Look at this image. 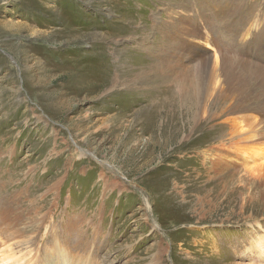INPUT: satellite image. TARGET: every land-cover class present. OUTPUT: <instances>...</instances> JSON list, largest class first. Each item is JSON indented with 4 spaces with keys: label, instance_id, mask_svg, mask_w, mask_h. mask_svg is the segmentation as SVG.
<instances>
[{
    "label": "rangeland",
    "instance_id": "obj_1",
    "mask_svg": "<svg viewBox=\"0 0 264 264\" xmlns=\"http://www.w3.org/2000/svg\"><path fill=\"white\" fill-rule=\"evenodd\" d=\"M194 11L223 45L210 99V66L180 60ZM235 104L264 114V0H0V209L18 225L0 222V264H50L56 242L87 264L247 263L264 190L206 155L232 151L233 123L247 139L221 116Z\"/></svg>",
    "mask_w": 264,
    "mask_h": 264
},
{
    "label": "bare ground",
    "instance_id": "obj_2",
    "mask_svg": "<svg viewBox=\"0 0 264 264\" xmlns=\"http://www.w3.org/2000/svg\"><path fill=\"white\" fill-rule=\"evenodd\" d=\"M185 13H188V11L186 10ZM184 17L185 16H180L181 19H183ZM200 17H201V14L198 13V11L197 12L194 11V16L187 15L186 21L189 24L190 30L188 32L189 35L187 36V38H185L183 40L184 48L187 52L184 55L182 54V56L180 57V60H183L184 57H187L189 54V51H191L195 55L199 64L204 63L205 65L210 66L211 74H210V81L208 84V88L206 90V92H207L205 95V97H206L207 95H210L209 93H211V91H213V88H215V87L219 88V86L221 85L220 84L221 78H222V74H221V61H222L221 53H222V51H221V49H222L223 45L217 38L210 37L209 32L206 31L204 28V25H202L203 22L201 21ZM255 28H256V26H255ZM251 31H252V28L247 30L245 33V36L250 35ZM179 32L182 33L183 30L181 29ZM205 56H207V57L205 58ZM163 59H165V58H163ZM168 70H169V68L162 65L160 72L162 73V75H166V74L171 75V73ZM214 90H215V92L213 91L212 92L213 94L211 93L213 95L212 96L213 98H214L215 93L217 91L216 89H214ZM219 90H220V88H219ZM217 92H219V91H217ZM216 94H218V93H216ZM207 98L210 99L211 95H210V97L209 96L206 97V99ZM235 100H237V99H235ZM232 101H233V99H232ZM240 103H241V101H240ZM242 103H243V101H242ZM221 107H219V108H221ZM210 109H209V112H210ZM222 110H224L221 114V116H223V117H228V116L232 117V115L233 116L238 115L237 117L229 118V119L230 120L233 119V122H235L237 119L240 120V122L242 124L241 132L244 134L245 133L249 134L251 136L249 137V135H248V137H246L247 139H241L240 141L234 142L233 140H235L238 136L239 137L242 136V134H240V131H238V129L233 128V127H235V125H234L235 123H233L231 125L230 131H229L231 137L229 138L230 140L228 139V141H231L232 144H234V146L232 147V151L230 153L229 152L223 153L222 151L217 153L216 152L217 150L215 151L212 149L206 151L207 156L213 157V159L209 160V161H212V162L218 161V162H216L217 164L210 162L213 172L216 175H218V174L220 175L223 172L231 170V168L234 167L233 170L236 172V174L239 175L242 173L243 176L247 179V181L249 183L254 185L256 188H259V189L262 188L264 190V114H262V112H260V110L259 111L255 110L253 105H250V104L246 105V106H243L240 104H237V105L235 104L234 107H229L227 109H222ZM250 111H252L253 113L258 114V115H255L253 113H247ZM209 112L207 111V113H209ZM205 114L206 113H204V115ZM207 115H209V114H207ZM256 117H259V119H256ZM237 123H239V122H237ZM241 124L239 123V125H241ZM75 140H76V138H75ZM250 140H254V141H250ZM251 142H254L255 144L254 143L250 144ZM74 145H75V143H74ZM75 148L81 154L79 157H84L87 154H91L88 151H86L85 149L78 147L77 145H75ZM205 158H208V157L205 156ZM207 161H208V159H207ZM218 163H223L224 168H221L218 165ZM210 164H209V166H210ZM100 176L102 177L103 182L105 183L104 184L105 188L107 190L108 189L111 190V188L115 189L116 187H119L122 191L125 190V188H121L122 183H118L119 182L118 180L106 179L104 172H102V174ZM263 190H261V191H263ZM5 209H6V207H5ZM5 209H4V211H5ZM0 212H1L0 213V222H1V224H4V226L6 225L4 228H2L3 230L1 232V234L5 235L4 237L9 236L12 239L15 238V234H16L15 232L18 231V228H17L18 225L15 224L10 218H8L9 215L7 214V216H6L3 213L2 209H0ZM5 212H7V211H5ZM250 227L255 228V229H252L254 231L252 233L251 239L249 240V243H247L248 245L247 244L245 245L246 246V252H244V255H245V258L248 259V262L245 264H252V263H249L251 261H256V262H254V264H264V226H261L260 222H256V223L250 225ZM55 228H57V227H55ZM62 228L60 230L65 231L67 233V237L70 238L71 241H73V237L71 235L72 232L69 230L66 231L65 229H62ZM69 228H71V227H69ZM72 231H73V229H72ZM73 235H74V233H73ZM27 238H29V237H27ZM58 238H61V237H58ZM9 240H8V242H9ZM74 241H75V243L71 242L68 245V247L73 246L74 248L76 247V249H78V247L81 246L83 248L82 250L88 249L87 253L89 254V257H92L94 255V253L97 251V247H94V246L92 247V242H85L84 243L80 240L78 241V239H74ZM95 242H96V240H95ZM27 244H31V241L26 242L25 246H27ZM30 247H32V244L27 246V248H30ZM63 247H67V245H63L62 243H58V242H56L52 245L51 248L53 249L54 252L56 251V253L54 254L53 259H51L49 261L50 264H87L86 262H87L88 257L81 260V262H80L79 260L73 259L75 255H69L68 250H65ZM62 249H64V250L62 251ZM89 251H91V254ZM76 252H77V250H76ZM235 252H237V250H235ZM65 254H68V255L64 256ZM159 254L160 253H158L154 257L153 263L160 264V259H159L160 255ZM32 255L35 256V254H32V251H30L28 253V255H24V257H22L20 260H18V262H15L13 264H35L33 262V261H36V260H34L35 257H33L32 259L29 257ZM238 257H241V256L238 255ZM38 264H41V262H39Z\"/></svg>",
    "mask_w": 264,
    "mask_h": 264
}]
</instances>
